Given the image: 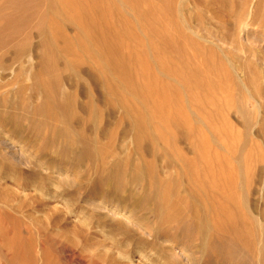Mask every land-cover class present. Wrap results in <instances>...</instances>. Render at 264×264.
Instances as JSON below:
<instances>
[{"label": "rangeland", "instance_id": "374dc122", "mask_svg": "<svg viewBox=\"0 0 264 264\" xmlns=\"http://www.w3.org/2000/svg\"><path fill=\"white\" fill-rule=\"evenodd\" d=\"M48 1L0 0V53L13 48L16 40L29 37L32 50L26 54L35 62L33 48L40 38L33 26L38 21V14L47 12V17L49 15L53 20L56 17L59 24L63 21V26L73 22L75 11L74 14L72 11L63 12L62 6L49 11ZM81 1L88 3L89 15L95 12L90 17L86 15L88 23L92 24L94 19L91 17L96 19V15L105 19L103 12L111 17L110 21L104 13L108 19L104 20L105 27L101 23L103 19L101 22L96 19L100 23L97 29L99 32L108 27L113 29L116 37L113 46L117 48L111 51L115 53L119 47L125 51L118 49L117 56L123 53L121 56L129 58L130 55L129 59H133L135 71L131 68L127 74L139 76L148 71L154 79L177 87L182 94L177 101L173 96L165 98L155 93L153 100L162 102L165 107L154 112L155 109L151 110L137 94H127L125 87L120 85L119 93L126 94L139 110L144 127L161 126L163 133L171 136L175 133L171 122H166L167 126L160 125V120L165 113L174 120L172 117L180 111L193 130L205 135L211 159L213 163L221 161L218 169L226 177L215 181L214 190L209 191L207 199L194 197L186 181L192 170L183 167L174 156L175 148L186 153V144L173 139L166 140V143L154 130L149 134L152 139L145 132L138 137L134 135L135 127L128 122L129 117L120 108L110 111L103 103H100L104 113L98 120L99 135L92 136L96 140L90 138L94 155L87 158L82 153L88 144L74 132V128L82 125L75 121L67 137L59 139L56 136L52 145L47 143V137L52 139L49 127H42L37 133L28 120H22L24 129L18 135L14 128L0 126V157L8 158L6 167L0 170V264H264V30L256 23L252 25L256 1L246 0V12L240 18L242 29L237 32L233 13L222 16L207 5L214 0L205 1L206 5L204 0H201L203 5L195 4L194 0H172L174 17L182 28H196L204 35L211 32L213 38L210 39L220 47L204 40L201 43L215 48V53L211 50L215 55L214 64L226 65L225 72L219 76L209 71L213 87L206 91L196 88L190 91L183 83L175 82L171 75L167 77L161 73L164 68L150 50L149 39L153 42V38L147 35L146 21L142 19L147 9L145 0H95L99 1V7L93 6L94 0ZM152 1L153 7L163 4L160 0ZM100 4L102 7L104 4L105 9L101 7V10ZM109 5L115 11L109 10ZM90 7H93L92 11ZM94 8L99 9L94 11ZM106 8L112 11L106 12ZM112 18L115 25L110 24ZM121 19L131 22L126 21L127 24L124 22L121 26ZM69 29L68 33L73 35V29ZM92 31L96 33L97 30ZM28 33L32 35L28 36ZM236 40L242 42L245 49L235 57L224 54L222 50L229 54L235 49ZM89 45V53L98 52L92 44ZM244 59L252 65H259L260 77L254 71L241 69ZM118 76L112 78L116 80ZM13 79L11 70L0 67V83ZM227 79L237 82L225 86ZM72 82V77L67 75L64 79L66 88L74 90ZM189 92L204 97L205 109L198 112L192 107ZM98 94L101 98L105 96L101 89ZM80 103L84 104L83 97H80ZM3 110L8 113L21 111L12 105ZM209 113L214 117L209 118ZM68 122L71 121L58 119L53 121V126L62 128ZM88 133L92 134L91 128ZM171 178H180L184 183L177 179L169 182ZM224 187L237 194L235 204L230 206L217 196V189ZM226 207L240 216L236 219L243 223L252 240L249 249L235 241L227 223L217 220L219 211ZM195 213L202 218L196 220Z\"/></svg>", "mask_w": 264, "mask_h": 264}, {"label": "bare ground", "instance_id": "6f19581e", "mask_svg": "<svg viewBox=\"0 0 264 264\" xmlns=\"http://www.w3.org/2000/svg\"><path fill=\"white\" fill-rule=\"evenodd\" d=\"M132 1L135 2V0ZM160 1L163 3L162 6L153 7L152 0H145L147 9L144 12V18L142 19H145L146 21V23L144 24H146L145 26L147 35L153 38V42H151V39H149V43H151L149 44L151 47L150 50H152L153 54L156 56V60L160 61V67L164 68L161 69V73L163 72L162 74H167V77L171 75V77L176 79V81L174 79L175 82L183 83L187 86V88H189L190 91L191 89L195 88L206 91L207 88L213 87L212 80L211 78H209V71L212 70V74H214L215 76H219V74L225 72L226 65L214 64L213 57L215 55H212L211 50L215 53V48L203 46L201 43L203 40L209 42L210 45L212 44L217 46L218 43L213 44L215 40H211L213 38V34H211V32H209V35H204L196 28L191 27L189 30H186V26L183 27L185 28L184 30L179 20L174 17V2L172 0ZM194 1L197 5L202 4L201 0ZM205 1L207 0L203 1L206 5ZM252 1H256L257 3L254 17H251L252 25L256 23L259 25V28H262L264 30V0ZM94 2L95 5L93 6H98L99 1L96 2L94 0ZM94 2L92 4H94ZM124 2H126V0H124ZM245 3L246 0H214V3L207 2V5L215 8L216 12L222 16L226 15L227 13H233L232 15H235V28L238 32L242 29L240 18L245 11ZM250 3L251 2H249V5ZM157 4L159 6V3ZM106 5L107 3L105 4V7H107ZM115 5L117 9V4ZM47 6L49 11H55L56 9L60 8L59 6L63 7V9L61 8L63 12L68 13L69 11H72L74 14L75 11V17L71 15L74 20L72 23H70L69 26H63V21L61 24H59L58 22H56V17L55 20H53L52 17V19H50L49 15L47 17V12L38 14V21H36V25L33 26V29H37L36 32L40 38L38 44H36V46L33 48L36 53L35 62L32 61L31 56L26 54L27 52H30V50H32L31 41L28 39L29 37H26L25 39H19L18 41L16 40V42H14V45L12 44L13 48L9 47L6 50L2 51V53H0V67L6 70L9 69L12 71V73H14L13 81L0 83V126L2 128L10 126L14 128L15 131H18V135L24 129L22 120H28L31 127L34 128V131H36L37 133L42 130V127H49L52 139L50 140L49 137H47L48 142H46L51 144L52 142H54V139H56V136L59 139L64 138V136L67 137V135L72 131V124L75 121L82 125L81 128H73L78 137L86 144H88V147H85V150L82 153V155L87 158L94 155V148L92 146V140L90 138L92 136L97 137V135H99L100 122L98 120L104 113L101 104L103 103L104 105H106L107 110L110 111H113L116 108H120L126 114V116L129 117L128 122L130 126L132 128L135 127L134 135L139 137L142 136L145 132V135H148L147 137L152 139L149 134H151L154 130L156 131V135L162 141L166 142V140L168 139H173L177 143L180 142L186 144V153L182 152L181 150L177 151L176 148L174 149L175 159L177 162L183 165V167H189L192 170L191 173L188 174V178H186V181L189 189L193 192V196H200L201 198H203V200L207 199L209 191L214 190V186L216 183L215 181H217V179L220 180L221 178H224L225 173L220 172V170L218 169V163H220L221 161L218 163H213L210 150L206 147L205 135L199 130H193L190 122L182 115L183 113H181L180 111L176 112L175 116L172 117L174 118V120H171L166 113L161 118L162 120H160V125L161 123L162 125H166V122H171L170 124L175 129V133H173L171 136L164 134L163 130H161L160 128L161 126L155 125L152 128H145L143 125L144 122H142L143 117L141 118L139 110H137L133 103L128 100L126 94H120L118 91L120 85L124 86L125 90L128 91L127 94H137L138 97L142 99L143 103L148 107H151V110L155 109V112L156 110L161 111L165 106L162 102H156L155 100H153L152 96L155 93H158L165 98H168V96H173L177 101H179L180 97H182V94L179 92L177 87L175 88L172 85L162 84L159 80L154 79L148 71L144 72L142 70L143 72L141 71L142 74L140 73L141 75L139 76H135L134 74H127V72L129 73V69L132 68L133 59L132 61L129 59L130 55H128L129 58H126L125 55L121 56L125 50H120L119 47V51L123 52L120 56H117V54H115L118 53V49L115 53L114 51H111L117 48V46H113V44H115L116 42L114 40L116 39V37H114L113 35V29L108 27L107 29L104 28V30L103 28H101L103 32L98 31L100 27L98 24H100L99 22H101L104 17H102V19L100 18V20L99 18H97L98 15H96L99 13H96L94 15L97 16L95 17L99 22L95 18L91 17V19H94V22L96 20L97 23L94 24L92 20V24L88 23L86 15L88 13L90 14L91 12H88L89 6L87 2L85 3L81 0H79L78 2L74 0H49ZM131 6L133 7V4ZM101 7L102 6L100 4V8ZM108 7L109 10L112 8V6L110 8V5ZM90 8V10L92 11L93 7ZM102 8L101 10L105 9ZM96 9L94 11H96ZM109 10L107 11L106 8L105 11L111 12L113 8L111 11ZM76 11H79V13ZM113 11H115V9ZM98 12L102 13L101 11ZM104 13L105 12H103V15L106 19V15L108 13H105L106 15ZM89 14L88 17L92 15ZM142 14L143 13L138 15ZM76 15H78V17H76ZM81 16L85 19H81ZM122 16L126 18V16ZM122 16L120 15L121 18ZM109 17L110 16H108V19H110L111 21V17ZM58 19L59 18H57V20ZM105 19H103V22H101L102 25H104ZM113 19L114 18H112V22L114 21ZM62 20H65V18H62ZM68 20L70 22L71 19ZM126 21L130 20L128 19ZM121 22H123L122 19ZM124 22L121 24V26L124 25ZM113 23L110 22L111 25H115V22ZM87 26H89V28L91 29L90 31H88L89 29ZM69 27L73 29V35H70L68 33V30H70ZM124 27L125 26L121 27L122 31ZM92 29H96L98 32L96 31V33H93ZM114 29H117V27ZM117 31L118 29L115 30V32ZM31 35L28 33V36ZM119 35L121 34L119 33ZM126 36L128 35L126 34ZM117 39L119 40L120 38ZM122 39H124V37H122ZM121 42L123 44L122 40ZM89 44H92L98 52L89 53ZM133 46L135 45L133 44ZM234 46L235 49L233 51H230L229 54L224 50L222 51L226 55L235 57L238 52L245 49V46H243L242 42H240L239 40L235 41ZM217 47L220 48L219 46ZM138 50L142 52L141 49ZM80 52L85 55V57L81 55ZM28 56L29 58L27 59L26 57ZM139 61L142 60L139 59ZM87 64L89 65V69L85 68ZM134 69L132 68V70ZM241 69L247 72L254 71L258 77H260L262 73L259 65H252L251 62L246 59L243 60ZM132 70L131 72H133ZM116 74L121 75L118 76ZM67 75L72 77L73 82L71 84V88L74 90L66 88L64 84V79ZM114 75L115 77L118 76V79H113L112 77ZM234 82L237 81L234 79H227L226 81H224V85L230 86ZM242 84L245 85V83L243 82ZM13 85H17V87L13 88ZM100 89L105 94V96L103 95V98H101L102 96L100 97V95L98 94ZM1 93L4 94L1 96ZM186 93L188 92L186 91ZM39 95L40 98L38 97ZM80 97L84 98V104L80 103ZM188 100L194 104L192 107L198 109V112H200L202 109H205V99L200 94L196 95V93L192 92L190 93V97ZM10 105L15 106V108L21 109V111L19 113H8L7 111L3 110L4 108H8ZM207 116L209 118L214 117V114L209 113ZM58 119L69 120L71 122H68L62 128L54 127L53 121ZM89 128H91L92 134L88 133ZM6 160H8V158L0 157V170L6 167ZM219 167H223V165H219ZM149 172H152L151 169H149ZM171 179H169L168 181L176 182L178 180L179 182L184 183V180L180 178ZM217 191V196L226 200L230 206L235 204V202L237 201V194L235 195L233 193L234 190L233 192H231L227 187H224L222 188V190L217 189ZM109 196H111V194ZM201 202H199L200 205ZM204 202L205 204L209 203L208 201ZM205 207L206 206H204V208ZM228 209V207H226L225 209L222 208L219 211L220 215L218 216L217 220L225 224L227 223L229 228H231L232 230V235H234L233 237H235V241L239 243L243 248L249 249L252 245V240H250L251 238L248 236V232L246 233V227L242 225V222V224L239 223V219V221H237V213L229 211ZM194 218L196 220H200L202 217L195 213ZM233 237L232 239L234 240Z\"/></svg>", "mask_w": 264, "mask_h": 264}]
</instances>
